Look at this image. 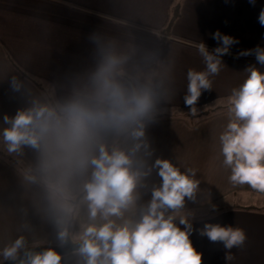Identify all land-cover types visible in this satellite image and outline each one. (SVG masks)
Returning a JSON list of instances; mask_svg holds the SVG:
<instances>
[{
    "label": "clouds",
    "instance_id": "1",
    "mask_svg": "<svg viewBox=\"0 0 264 264\" xmlns=\"http://www.w3.org/2000/svg\"><path fill=\"white\" fill-rule=\"evenodd\" d=\"M258 21L264 26V9ZM212 39L220 45L212 51L196 45L204 70L186 72L183 101L191 117H198L202 93L212 90V77L224 68L221 58L239 43L219 31ZM89 40L95 46L92 67L75 77L65 95L54 86L33 91L10 77V88L23 92L27 106L3 116L0 151L15 160L31 206L52 225L60 247L73 246L74 264H202L190 240L194 231L222 243L231 259L230 250L245 245V231L219 223L194 229L187 204L196 203L201 191L196 170L151 159L146 132L176 95L175 62L162 51H142L131 38L94 32ZM248 55L264 67V48L238 53ZM244 72L226 98L219 156L232 186L264 194V72L255 65ZM26 149L32 153L27 162ZM154 172L158 183L149 182ZM20 228L32 232L26 222ZM43 244L25 235L10 238L0 247V264H62L52 247L35 250Z\"/></svg>",
    "mask_w": 264,
    "mask_h": 264
},
{
    "label": "crops",
    "instance_id": "2",
    "mask_svg": "<svg viewBox=\"0 0 264 264\" xmlns=\"http://www.w3.org/2000/svg\"><path fill=\"white\" fill-rule=\"evenodd\" d=\"M177 3L178 16L166 30ZM262 9L264 0H255L254 6L249 0H0V127L4 126V115L12 117L27 106L23 92L10 88L11 76L40 91L21 77L12 62L38 78L44 89L54 86L58 95H65L75 77L92 67L95 46L89 36L94 32L131 38L142 51H162L175 62L176 95L163 106L166 111L158 122L147 129L154 149L151 159H168L182 170H196L201 191L196 203L187 204L194 213V229L204 223H219L241 228L247 235L242 248L230 250L231 259H226L228 251L222 243L210 242L196 231L190 236L192 245L202 254V264H264V194L247 185H231L230 172L221 166L217 139L227 123L226 98L246 78L245 69L255 65L264 72L254 55L238 57L242 51L264 48V26L258 21ZM217 31L239 43L221 58L224 68L212 77V90L202 93L198 117H191L183 101L186 72L202 71L205 65L196 47L180 41L195 45L203 42L213 50L220 46L212 39ZM25 152V161H31V151ZM12 159L0 154V247L19 235L30 241L42 240V246L60 247L52 225L27 199ZM149 182H159L155 172ZM149 198L150 193L143 197L145 201ZM228 198L246 202L220 203ZM212 206L215 211L210 210ZM23 209H27V215ZM202 210L209 212L201 214ZM25 222L31 226V233L20 228ZM62 257V264H74L72 253Z\"/></svg>",
    "mask_w": 264,
    "mask_h": 264
},
{
    "label": "trees",
    "instance_id": "3",
    "mask_svg": "<svg viewBox=\"0 0 264 264\" xmlns=\"http://www.w3.org/2000/svg\"><path fill=\"white\" fill-rule=\"evenodd\" d=\"M178 11H179V4L177 3V4H174V6L172 7V10H171V13H170V16H169V18H168V20H167V22H166V25H165V28H166V30H167V28H168V26L177 18V16H178ZM182 44H184V45H187V46H192V47H196V45L195 44H193V43H190V42H187V41H180ZM209 51H212V50H210V49H208ZM12 62V61H11ZM12 65L14 66V68L19 72V74L21 75V77L22 78H24V79H26V80H28L30 83H32L37 89H39V90H43L44 88H43V86H42V84L40 83V80L38 79V78H36L35 76H33V75H30L29 73H26L25 71H23L22 69H20L17 65H15L13 62H12ZM204 113H206V112H204ZM0 154L1 155H5V153H1L0 152ZM12 161L14 162V163H16L15 162V160L14 159H12Z\"/></svg>",
    "mask_w": 264,
    "mask_h": 264
},
{
    "label": "water",
    "instance_id": "4",
    "mask_svg": "<svg viewBox=\"0 0 264 264\" xmlns=\"http://www.w3.org/2000/svg\"><path fill=\"white\" fill-rule=\"evenodd\" d=\"M44 248L46 247H39V248H36L35 250L42 251L44 250ZM52 248L55 249L58 253H60L62 256L72 253V250H73V246L71 244L65 245L63 247H52ZM3 264H14V262L5 261L3 262Z\"/></svg>",
    "mask_w": 264,
    "mask_h": 264
},
{
    "label": "rangeland",
    "instance_id": "5",
    "mask_svg": "<svg viewBox=\"0 0 264 264\" xmlns=\"http://www.w3.org/2000/svg\"><path fill=\"white\" fill-rule=\"evenodd\" d=\"M231 196V195H230ZM224 202V205H228V204H231V205H240L242 203H245L246 201H240V199H232L231 198H228L226 200H223V201H220V203H223ZM219 206V205H217ZM210 210L212 211L213 210V207H210ZM206 212H209L208 210H202L200 211V213H206ZM195 217H198V216H195ZM41 247H51L50 245H45V246H41Z\"/></svg>",
    "mask_w": 264,
    "mask_h": 264
}]
</instances>
